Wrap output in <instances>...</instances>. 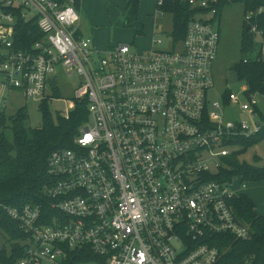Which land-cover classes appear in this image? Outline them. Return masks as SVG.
I'll list each match as a JSON object with an SVG mask.
<instances>
[{"label":"built area","instance_id":"built-area-1","mask_svg":"<svg viewBox=\"0 0 264 264\" xmlns=\"http://www.w3.org/2000/svg\"><path fill=\"white\" fill-rule=\"evenodd\" d=\"M81 1L0 0V109L7 91L42 102L59 89L62 69L82 76L77 98L88 102L89 114L74 146L49 156V211L40 203L4 206L26 234L18 264H64L72 251L87 248L102 264H218L213 236L249 240L253 230L232 203L240 194L235 178L207 176L243 147L237 141L264 133V91L244 84L223 104L208 98L222 0H176L195 12L184 38L176 41L171 32L170 49L157 39L143 54L130 44L95 49L81 31ZM156 1L165 13L166 0ZM21 20L40 34L23 48ZM249 24V59L264 62V32ZM240 94L247 118L227 119L226 105Z\"/></svg>","mask_w":264,"mask_h":264},{"label":"trees","instance_id":"trees-1","mask_svg":"<svg viewBox=\"0 0 264 264\" xmlns=\"http://www.w3.org/2000/svg\"><path fill=\"white\" fill-rule=\"evenodd\" d=\"M140 2L141 0H125L126 24L135 25L139 32H143L144 25L139 22ZM231 3L243 4L246 17L241 44L242 53L245 55L234 68L250 92H263L264 62L249 59L255 42L253 34L247 30V25L252 23L264 32V0H222L218 17L222 16L224 8ZM162 9L173 15L172 34L176 41L182 40L194 10L188 4L176 0H166ZM260 9L263 10L260 12ZM16 30L18 35L28 37L24 44H18L21 48L29 46L40 37L38 28L30 22L21 20ZM30 32L37 33V37L30 38ZM228 94L229 90L224 94L225 99ZM54 97H61L60 89L54 90ZM40 110L43 125L32 128L26 125L29 114L25 107L19 108L10 117L4 109H0V264H18L25 254L23 241L26 234L18 222L5 211L4 206L20 207L29 203H40L49 211L52 200L44 191L45 185L51 180L48 173L49 156L57 149L73 147L81 127L89 120L88 102L85 99L77 101L75 108L67 116H53L49 97L40 103ZM263 139L264 133L237 141L243 147L224 158L219 171L207 177L223 183L231 182L236 177L243 181H264V164H251L240 159L250 147ZM255 159L260 160L258 156ZM232 203L251 224L253 236L249 240H236L228 234L213 236L211 243L221 251L218 264H264V215L257 213L256 203L246 193L236 195ZM92 261L102 262V259L87 248L72 251L63 263L83 264ZM35 264H42V261Z\"/></svg>","mask_w":264,"mask_h":264},{"label":"rangeland","instance_id":"rangeland-1","mask_svg":"<svg viewBox=\"0 0 264 264\" xmlns=\"http://www.w3.org/2000/svg\"><path fill=\"white\" fill-rule=\"evenodd\" d=\"M125 7V0H83L82 8L79 10L82 30L85 36L92 38L95 49L105 52L112 46L130 44L134 52L143 54L153 48L154 41L157 39L163 40L160 47L165 49L172 47V39L169 35L174 28L173 15L169 12L161 14L156 0L140 2L139 22L144 25L143 32H139L135 25L126 24ZM1 15L0 11V21ZM221 15L220 21L216 23L221 37L218 56L213 66L215 85L208 92V98L212 103L218 101L223 104L226 91L231 90L237 95L244 87V82L239 78L234 65L245 55L242 53L241 44L246 17L241 3L227 5ZM177 47L180 48L179 45ZM57 75L61 97H54V92L48 96L50 109L55 118L58 115L67 116L75 108L76 102L82 101L77 97H80L83 81L79 74L74 73L68 76L62 69L57 70ZM5 96L8 102L3 109L9 117L19 108L25 107L29 114L27 127H42L43 115L40 110V100L29 99L21 91H7ZM246 100L243 94H240L239 99L233 98L224 109L225 117L234 121L246 119L247 114L242 111L240 103ZM258 108L264 114V99L258 100ZM257 156L260 158L259 161L255 159ZM240 159L251 164L263 165L264 139L250 147ZM243 184L246 185L245 188ZM232 187L237 193H246L253 197L257 202V211L264 214V181H243L240 177H236ZM83 264L102 263L92 261Z\"/></svg>","mask_w":264,"mask_h":264},{"label":"crops","instance_id":"crops-1","mask_svg":"<svg viewBox=\"0 0 264 264\" xmlns=\"http://www.w3.org/2000/svg\"><path fill=\"white\" fill-rule=\"evenodd\" d=\"M82 2H83V0L81 1V4H80V7H79V10L82 8ZM81 26V31H82V34L85 36V33H84V31L82 30V24L80 25ZM246 187V186H245ZM245 187H243V188H245ZM251 197V196H250ZM253 200H254V202L256 203V211L258 210V208H257V202L255 201V199L253 198V197H251ZM257 213H259L258 211H257ZM260 214V213H259ZM261 215H264V214H261Z\"/></svg>","mask_w":264,"mask_h":264},{"label":"water","instance_id":"water-1","mask_svg":"<svg viewBox=\"0 0 264 264\" xmlns=\"http://www.w3.org/2000/svg\"><path fill=\"white\" fill-rule=\"evenodd\" d=\"M250 28H251V25L248 24V25H247V30H250Z\"/></svg>","mask_w":264,"mask_h":264}]
</instances>
